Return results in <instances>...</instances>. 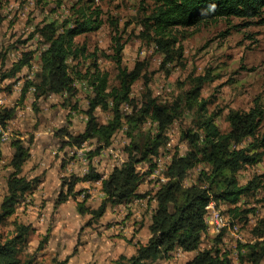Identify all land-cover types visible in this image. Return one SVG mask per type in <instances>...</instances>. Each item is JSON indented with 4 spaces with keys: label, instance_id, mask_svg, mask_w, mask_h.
I'll list each match as a JSON object with an SVG mask.
<instances>
[{
    "label": "trees",
    "instance_id": "trees-1",
    "mask_svg": "<svg viewBox=\"0 0 264 264\" xmlns=\"http://www.w3.org/2000/svg\"><path fill=\"white\" fill-rule=\"evenodd\" d=\"M152 1L155 7L142 18L144 30L140 35L156 43L158 50L165 55L164 64L180 62L183 58L179 27L196 26L220 17H259L264 12V0ZM60 19H46L35 25L29 39L36 38L41 42L36 50H21L15 57L7 50L0 56L2 93L12 91L14 84L22 78L24 68H33L35 54L40 52V65L33 78L24 76L21 101L32 88L36 99L55 93L65 95L67 103L76 96L81 84L92 89L88 108L84 111L87 115L84 131L77 134L66 128L59 131L63 138L67 136L62 141V148L81 146L90 140H94L96 146L87 154L88 172L64 178L67 190L61 193L58 202H65L71 196L77 199L83 192L76 189L79 182L96 181L102 177L93 156L107 150L115 133L122 128L130 138L125 147L126 160L115 165L108 176L102 178L103 198L99 206H87L89 194L86 193L82 200H78V209L83 214L100 218L110 204H127L135 198L145 197L147 194L139 192V187L145 176L155 171L161 150L169 141V127L186 109L194 110L193 125L182 133L188 149L184 155L180 152L172 155L170 164L162 173L167 181L156 178L157 188L152 193L156 207L152 212L150 238L145 243H136L133 255L122 254L113 260V264H148L169 259L178 249L196 251L187 264H232L231 252L223 246L226 230L213 234L212 243L205 246V237L207 233L211 234L206 222L207 205L211 202H216L219 207L225 204L227 208L222 210L223 213L235 221H249L248 216L257 213L250 204L252 198L264 194V172L254 173L246 182L241 181L240 172L264 160V107L257 102L248 110L230 109L227 114L229 128L222 130L216 122L220 113L210 111L209 101L201 96L208 76L195 78L193 87L172 103L159 101L152 91H147L139 100L132 96V89L134 83L145 75L146 64L140 60L133 68L124 64L123 51L127 41L118 32V22L109 18L115 31L112 52H102L115 62L118 71L119 83L111 85L110 72L99 64L98 49L92 51L85 41L78 40L79 36L103 26V8L96 4V0H77L69 13ZM7 79L11 82L4 85ZM125 104L131 107L130 111L124 109ZM77 106L75 103L73 108ZM98 108L111 112L106 122H100L96 113ZM16 111L17 106L0 103V128L9 131L6 127ZM147 122L156 123L157 129L144 136L143 126ZM8 133L6 142L11 141L14 148L9 163L13 171L0 202V224L10 223L14 228L7 237L0 236V264H39L37 253L49 239L48 234L37 251L29 252L27 245L35 230L33 224L10 220L25 196L37 188L39 179H29L22 174L30 157V145L16 135L10 139L11 132ZM3 143L0 140V159L3 157ZM141 163L148 165L145 173L139 168ZM199 164L204 166L197 179L187 184L191 169ZM91 222L90 219L88 223ZM252 235V239L238 244L242 264H262L264 260V218H257ZM68 259L69 256L56 264H67Z\"/></svg>",
    "mask_w": 264,
    "mask_h": 264
},
{
    "label": "rangeland",
    "instance_id": "rangeland-1",
    "mask_svg": "<svg viewBox=\"0 0 264 264\" xmlns=\"http://www.w3.org/2000/svg\"><path fill=\"white\" fill-rule=\"evenodd\" d=\"M76 1L0 0V56L5 54L7 50H10L12 57H15L21 50H36L41 42L36 38L29 39L35 25L46 19L51 20L55 17L62 19L69 13L71 5ZM96 4H99L103 8L105 23L99 30L79 36L78 40L81 42L85 41L92 51L98 49V54L100 55L99 64L102 69L110 72L111 85H117L119 81L117 79L118 71L115 62L102 55L103 51L112 52V34L115 31L109 18L118 22L120 28L118 32L127 41L123 51L124 64L129 68H133L139 60L144 61L146 64L144 70L145 75L134 83L132 96L141 100L147 91H152L153 95L159 101L172 103L183 92L193 87L195 78L198 76H208L207 81L203 85L201 96L209 101L210 111H218L220 113L217 116L216 122L222 130L229 128L227 114L230 109L248 110L257 102L264 107V12L259 17H220L205 21L196 26L179 27V37L182 39L181 43L184 46L183 58L180 62L164 64L163 59L165 55L158 50L156 43L140 35L141 31L144 30L141 21L142 18L155 7V3L152 0L144 3L141 0H96ZM5 9H8V11L5 12ZM39 54L40 52L35 54L34 68L30 69L26 67L20 75L22 78L21 83H17L19 86H22L25 80L24 76L34 75V72L39 68ZM10 82V79H7L3 84L6 85ZM81 85L83 88L84 84ZM85 87L89 88V86ZM78 94L79 90L76 95ZM81 94L80 99L86 100V108H88L90 94L86 90H83ZM74 99L71 98L68 101L70 107L74 106ZM12 100L14 101V99ZM8 102L5 101L4 104L12 106L10 101ZM18 102L20 103V101ZM78 108L80 111L86 110L82 105ZM124 109L130 111L131 107L125 104ZM96 113L100 122H106L111 116L110 111L103 110L102 108H98ZM193 115L194 110L186 109L171 124L168 129L169 141L162 148L160 153L162 158H158V160L165 159V156L172 159V155L175 152L181 153L183 151L184 153L188 149V143L182 139V133L193 125ZM156 129V123L147 122L143 126V134L145 136L147 132H155ZM14 134L16 135L17 133L15 132ZM129 142L130 138L124 128L118 130L113 138L112 146L114 147V151L119 155L127 156L125 147ZM88 145L92 150L96 146V142L90 140L88 141ZM73 148L74 146L71 148L68 147L66 154L71 155L70 150ZM93 157L94 161L100 159L99 155H94ZM80 158L88 160L87 155ZM108 158L111 159L114 157L109 154ZM164 163L166 165L168 164L166 160ZM3 165L5 168L8 167L10 165L9 161H6ZM84 166H86L85 162ZM203 166V164H199L191 169L189 175H191L192 180L197 179L199 170ZM139 168L143 173L148 170L145 167V163L139 164ZM257 172H264V160L240 172L241 181L246 182L248 178ZM72 174L77 173L72 171ZM81 174H84V172ZM81 190L90 192V189L86 187ZM0 192L2 193L3 189L0 188ZM263 197L264 194L260 193L257 198L251 199L252 203L250 206L256 208L257 213H251L248 216L249 221L237 220L244 240L253 238L252 227L258 217L264 218ZM220 207L224 211L227 208L225 204H221ZM92 216L90 218L92 220L90 224L105 220V222L99 223L100 225L96 223V227H93L97 235H102L99 232L101 226L107 227L115 223L113 220L110 221L108 216L106 218H102L104 215L100 218H93ZM18 218L23 222H28L32 219L31 213H27L25 209H18V212L10 220ZM52 220L50 224L35 228L29 237L27 251H37L36 248L49 232V226L52 225ZM13 228V225L10 223L0 224V236L7 237ZM84 229L83 227L78 237L76 235L72 237L69 234L65 239H61L62 244L64 243L65 245L60 253L50 247L49 240H51L52 234L48 233L49 239L44 242V246L37 253L38 263L56 264L57 261L64 260L69 256L67 264H111L112 261L110 260L112 259V255H107L103 260H96L95 254L92 253L90 248L88 251L89 256L87 257L80 252L83 244L81 240L84 235L82 234ZM68 230V232H71V227ZM57 234H61L59 237H63L61 231ZM114 236L111 233L103 236L101 240L102 245L98 246L102 249L104 246L108 248V244H111L109 238ZM75 237L76 240H73ZM213 239L214 235L212 233L205 237V246L212 243ZM239 242L241 241H236L235 237L229 233L223 244L231 252L233 257L232 264H242L238 251ZM186 260V257H179V259H176L172 263L168 262L163 264H187ZM150 264H153V262ZM155 264L162 263L158 260ZM262 264H264V260Z\"/></svg>",
    "mask_w": 264,
    "mask_h": 264
},
{
    "label": "crops",
    "instance_id": "crops-1",
    "mask_svg": "<svg viewBox=\"0 0 264 264\" xmlns=\"http://www.w3.org/2000/svg\"><path fill=\"white\" fill-rule=\"evenodd\" d=\"M17 83H21V79L14 84L11 92L4 91L0 93V98L3 100L2 104L5 101L7 103L10 101L12 106H17L16 114L9 121L6 128L11 132L10 139L14 137V133L16 132V136L23 139L27 145H30V157L24 164L22 174L26 175L29 179L37 177L39 184L36 189L25 196L24 200L17 207L16 212H18V209H25L27 213H31L32 219L24 222L32 223L34 228L50 224L51 219H53L52 225L49 226L48 233L52 234L49 242L50 247L58 253L61 252V249L65 245L64 243L62 244L61 239H65L69 234L72 237L75 235L78 237V234L84 227L85 229L82 233L84 235L81 240L83 244L80 252L85 257L89 256V248L95 254L96 260H103L107 255H112L111 264H113L114 259L122 254L127 256L133 255L136 252V243H145L151 236L150 224L152 212L156 207V201L153 198L146 199V197L156 190V178L153 179L151 173L145 176V181L139 187V192L147 194L145 197L135 198L127 204H110L102 218L108 216L110 221L113 220L115 223L108 225V228L101 226L99 232L102 235L95 234L93 227H96V223L99 224L105 222V220L88 224V220L92 215L90 213L83 214L79 211L78 200L84 198L83 192L85 190H83L77 199L71 196L65 202H58L61 193L67 190L64 185V178L70 176L72 171L80 175L86 169L82 158L77 156L71 157L70 154H66L67 148L61 147L62 141L67 139V136L63 138L59 130L66 128L71 133L84 131L87 115L84 111H80L78 107L82 105L85 109L87 108L86 100L80 99V96L83 90H86L91 95L92 89L85 86L83 87L85 89L80 87L79 94L74 97V103L77 105L79 103V105L77 108H73L65 101V95L54 93L36 99L33 89L21 101L22 86H19ZM11 99H14V101H11ZM1 150L3 157L0 159V188L3 189V192H0V202L7 190L8 177L13 171L11 165L6 168L3 165L6 161L10 163V159L14 153L11 141L4 142ZM108 156V152L103 150L99 155L100 159L95 160L101 174L103 172L109 174L113 169L115 160L114 158L109 159ZM159 158L162 157L160 156ZM145 167L148 169V165H145ZM194 180L189 175L186 183L191 184ZM84 187L90 189L86 205L91 208H97L103 198L101 181H81L77 184L76 189L81 190ZM19 220L22 221L21 219ZM70 227L71 232H68ZM59 231L63 233V237H59L61 235L57 234ZM109 233L115 235L109 238L111 244H108V248L107 246H104L103 249L100 248L98 245H102L101 240L103 236ZM76 237L73 240H76ZM227 237L228 235L225 236V238ZM99 250L100 252H98ZM195 255L196 251L178 249L171 258L165 259L163 262L160 260V262L162 264L172 263L176 259H179V257H186V263H188ZM155 262L158 261H154L153 264Z\"/></svg>",
    "mask_w": 264,
    "mask_h": 264
},
{
    "label": "bare ground",
    "instance_id": "bare-ground-1",
    "mask_svg": "<svg viewBox=\"0 0 264 264\" xmlns=\"http://www.w3.org/2000/svg\"><path fill=\"white\" fill-rule=\"evenodd\" d=\"M0 103H2V100L0 99ZM170 134V133H169ZM0 135H5L8 139H5V141L9 140V133L7 130H4L0 128ZM1 140V136H0ZM172 140V139H171ZM91 150V147L88 145V142L83 143L81 146L74 147L73 149L70 150L71 155L77 156V157H84L88 154V152ZM110 155H112L115 158V164H121L122 163V158H126L125 155H119L117 152L113 150H107ZM118 155V156H116ZM163 160H158L157 167L155 168V171L153 172L156 175H163V171L165 170V167L167 165H162ZM102 178H103V173L102 177L99 179L102 183ZM167 181V177H161V182ZM210 209L213 210V216L216 217H210V226H217V219H223L224 220V230H226L227 235L230 233L235 237V240L239 241V239H243L242 234L240 232V225L237 221L231 219L228 215H225L219 207L216 202H211L210 203ZM206 222H207V214H206ZM208 225V224H207ZM210 226L208 225V230L212 234H218V233H213L210 230ZM207 236L208 233H207ZM206 236V237H207ZM233 249V248H232Z\"/></svg>",
    "mask_w": 264,
    "mask_h": 264
},
{
    "label": "built area",
    "instance_id": "built-area-1",
    "mask_svg": "<svg viewBox=\"0 0 264 264\" xmlns=\"http://www.w3.org/2000/svg\"><path fill=\"white\" fill-rule=\"evenodd\" d=\"M27 77H29V78H33V75H28ZM33 89V88H32ZM34 90V89H33ZM1 136V140L3 141V142H5V139H8L5 135H0ZM113 146L111 145V146H109L108 148H107V150H113ZM71 156H74V155H71ZM116 156H118V155H116ZM165 159H163V164L162 165H166L165 163H164V161L166 160L167 161V163L168 164H170V162H171V159H170V157H168V156H165L164 157ZM114 160H115V158H114ZM126 160V158H122V163L124 162ZM85 163H86V170H84V171H82V172H85V174L88 172V160H83ZM167 164V165H168ZM115 165H118V164H115V161H114V165H113V167L115 166ZM152 175V177L153 178H158L160 181H161V177H166L165 175H156V174H154V173H152L151 174ZM106 176H108V174L106 173V172H103V179L106 177ZM102 179V180H103ZM84 194H86V193H90V192H83ZM149 198H151V195H148L147 197H146V199H149ZM210 217H216V216H213V210H211L210 209V203L207 205V224L210 226ZM210 230H211V232H213V233H220L221 231H223L224 230V220L223 219H217V226H210ZM239 241H241V242H245V240H243V239H239Z\"/></svg>",
    "mask_w": 264,
    "mask_h": 264
},
{
    "label": "clouds",
    "instance_id": "clouds-1",
    "mask_svg": "<svg viewBox=\"0 0 264 264\" xmlns=\"http://www.w3.org/2000/svg\"><path fill=\"white\" fill-rule=\"evenodd\" d=\"M7 11H8V9H5V12H7ZM181 155H184L183 151L181 152Z\"/></svg>",
    "mask_w": 264,
    "mask_h": 264
}]
</instances>
